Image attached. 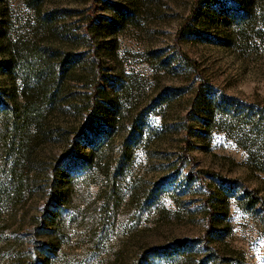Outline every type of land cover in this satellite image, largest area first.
<instances>
[{
	"label": "rangeland",
	"instance_id": "374dc122",
	"mask_svg": "<svg viewBox=\"0 0 264 264\" xmlns=\"http://www.w3.org/2000/svg\"><path fill=\"white\" fill-rule=\"evenodd\" d=\"M133 2L136 16L89 47L90 18L115 20ZM200 2L46 0L41 14L54 13L55 22L38 32V7L30 0H0V100L21 102L24 69L9 75L6 48L37 34L47 49L83 54L77 78L89 84L96 48L105 90L120 91L121 113L103 149L85 171L57 177L55 186L68 190L69 201L60 208L56 264H264V174L252 170L248 136L243 141L264 115V0ZM245 12L239 30L236 19L227 25ZM65 89L91 92L77 82ZM209 103L211 121L202 111ZM5 122L0 264L21 243L36 250L48 242L36 231L53 228L43 211L55 198L49 171L66 151L63 140H45L35 153L43 168H27L30 187L22 193L23 162L4 139ZM184 154L189 161L182 165ZM253 190L263 197L256 205L247 195ZM180 241L193 247L179 249Z\"/></svg>",
	"mask_w": 264,
	"mask_h": 264
},
{
	"label": "trees",
	"instance_id": "16d2710c",
	"mask_svg": "<svg viewBox=\"0 0 264 264\" xmlns=\"http://www.w3.org/2000/svg\"><path fill=\"white\" fill-rule=\"evenodd\" d=\"M45 1L30 0L38 7V32L39 29L53 27L55 22L54 13L41 14V7ZM211 2L212 0H201L200 3L209 5ZM132 7L119 14L117 19L105 20L103 23L91 17L86 26L85 38L88 46H94L96 39L102 36L103 31L108 37L112 36L121 22L136 16L138 3L133 2ZM248 17L249 12L244 15L234 14L226 20V23L230 25L236 19L238 23L235 29L239 30L240 25L245 24ZM187 28L191 27L187 26L185 29ZM190 32L192 31L188 30L186 34ZM183 33L181 32V35ZM54 35L59 37L57 33ZM37 37H39L38 34L32 37L29 43L24 42L23 46L19 41L14 42L9 49L6 48L5 52L8 59L4 62V68L9 75H13L16 68L21 72L24 69L21 76V102L17 103L15 99L10 103L0 100V120H6L4 139L13 147L17 146L18 156L21 159L17 158L16 162H23V166L21 165L23 175L19 182L20 192L24 193L30 187L27 180L30 172H27V168L31 165H37L35 167L39 171L43 168L42 158L35 157V153L37 148L40 150L43 148L45 140H49V143H58L57 141L63 140L66 151L49 171L55 198L43 211L44 223L46 225L50 223L49 226L53 228L44 225L42 231H36L42 235V238L48 239V242L37 247L36 250H29L21 243L11 251L6 264H56L62 252L61 240L56 238L62 231L60 208L69 201L68 190L55 186L57 177L63 175L67 177L71 173L79 174L92 164L96 153L103 149L107 139L115 130L122 107L120 91L108 92L101 82L105 78L102 75L103 63L96 54L95 46L91 49V67L95 76L89 84L77 78L81 74L79 69L82 67L83 54L78 55L73 52L60 54L58 48L47 49L43 42L38 43ZM55 43L62 44L60 40ZM182 58L187 64L193 66L187 56ZM76 82L82 83L83 89L91 88V92H68L65 89L69 83ZM111 88L115 89L116 86L113 85ZM202 106V111L205 113L203 114L207 120L211 121L215 113L213 105L209 103L207 106L203 104ZM215 109L218 110L217 107ZM258 122L252 124L247 135L243 136V141L248 136L246 142L249 145L248 158L252 170L264 174V115ZM181 159L183 165L189 161V156L184 154ZM247 195L254 205L263 201V197L258 196L256 190L252 193L248 192ZM211 223L208 238L213 232L212 218ZM191 244L188 241H180L176 245L179 249H189L193 247Z\"/></svg>",
	"mask_w": 264,
	"mask_h": 264
}]
</instances>
